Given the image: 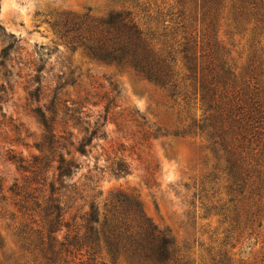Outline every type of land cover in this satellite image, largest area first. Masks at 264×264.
<instances>
[{
  "label": "trees",
  "instance_id": "obj_1",
  "mask_svg": "<svg viewBox=\"0 0 264 264\" xmlns=\"http://www.w3.org/2000/svg\"><path fill=\"white\" fill-rule=\"evenodd\" d=\"M121 1L125 7L104 17L74 14L71 28L81 36L76 45L92 59L133 71L166 91L178 123L171 131L158 127L153 136L199 137L211 167L212 196L220 195L205 204L207 211L228 224L226 241L236 232L252 235L263 224L264 77L252 67L245 74L237 71L219 27L226 22L241 31L252 24L253 31L264 33V0ZM44 69L45 63L36 68L31 91L42 126L34 142L39 151L31 158L9 155L25 172L21 179L8 184L0 175V202L9 198L14 208V225L8 226L24 261L196 264L139 201L119 192L108 210L98 205L101 175L129 173L125 157L87 164L84 179H75L84 166L75 156L88 155L93 140L106 137L110 106L93 117L89 101L65 90L77 81L71 68L52 78L42 74ZM113 121L120 130L122 122ZM213 183L220 184L215 188ZM4 214L0 205V217ZM226 246L211 252L207 264H236ZM7 250L0 229L1 264H19L5 255Z\"/></svg>",
  "mask_w": 264,
  "mask_h": 264
},
{
  "label": "rangeland",
  "instance_id": "obj_2",
  "mask_svg": "<svg viewBox=\"0 0 264 264\" xmlns=\"http://www.w3.org/2000/svg\"><path fill=\"white\" fill-rule=\"evenodd\" d=\"M125 6L121 0H0V175L8 184L21 179L25 172L17 158L12 161L9 155L31 158L39 151L34 142L42 126L33 111L38 101L31 94L37 85L33 79L36 68L45 63L42 74L48 78L71 68L77 81L65 90L89 101V114H105L106 106H110L109 122L104 126L106 137L95 138L88 146V155L75 156L84 165L75 179H84L87 164H107L108 157L122 156L131 163L127 174L101 175L97 198L101 209L108 210L116 195L123 192L139 201L196 264H207L211 252L226 242L236 264H264V196L263 224L252 235L236 232L226 241L228 224L205 207L220 195L212 196L211 167L204 160L207 150L200 138L172 133L155 138L152 134L158 127L171 131L178 123L176 108L166 91L133 71L92 59L76 45L81 36L71 28L74 14L104 17ZM251 25L237 31L222 22L219 35L231 50L237 71L245 74L250 67L256 68L263 78L264 33L253 31ZM114 119L122 122L120 130ZM219 184H214L215 188ZM9 200L0 202L5 210L0 229L9 248L5 255L12 254L11 259L28 264L8 226L14 225Z\"/></svg>",
  "mask_w": 264,
  "mask_h": 264
}]
</instances>
